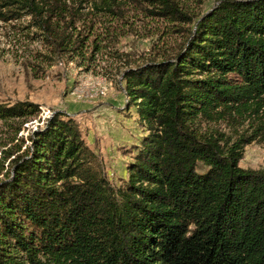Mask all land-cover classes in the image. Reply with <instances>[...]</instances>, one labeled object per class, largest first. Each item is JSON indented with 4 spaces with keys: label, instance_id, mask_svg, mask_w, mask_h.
Returning a JSON list of instances; mask_svg holds the SVG:
<instances>
[{
    "label": "trees",
    "instance_id": "1",
    "mask_svg": "<svg viewBox=\"0 0 264 264\" xmlns=\"http://www.w3.org/2000/svg\"><path fill=\"white\" fill-rule=\"evenodd\" d=\"M132 4L193 21L177 0H0V21L25 19L45 52L23 65L44 74L56 58L89 68ZM194 22L171 53L125 59L126 104L147 133L122 187L74 117L53 111L24 145L16 135L40 105L0 102L20 140L0 152V264H264V170L239 166L245 145L264 141V0H219ZM219 121L247 133L229 142L201 128Z\"/></svg>",
    "mask_w": 264,
    "mask_h": 264
},
{
    "label": "rangeland",
    "instance_id": "2",
    "mask_svg": "<svg viewBox=\"0 0 264 264\" xmlns=\"http://www.w3.org/2000/svg\"><path fill=\"white\" fill-rule=\"evenodd\" d=\"M218 2L219 0H177L178 7L193 21L174 23L157 15H150L137 4L129 5L124 10L123 18L111 22L110 26L116 30L113 42L101 40V51L95 55V62L89 68H86V60L80 64L77 59L67 62L64 58H56L51 65L45 66L44 74L39 72L36 75L33 74L34 69L30 70L29 66L26 68L23 62L33 61L35 52L45 50L38 41L27 37L29 30L23 28L25 19L9 23L0 21V102L28 99L40 105L39 114L24 123L16 137H23V144L26 145L29 132L42 125L43 120L50 117L53 111L60 110L75 116V111L79 109L78 101H88V106L95 105L97 109L93 113L94 117L89 113L84 117V123L80 121L83 137L93 146L92 149L98 155L113 188L122 187L128 177L127 164L135 154L134 146L139 145L141 138L147 133L138 121L135 109L128 108L126 104L127 97L121 81V73L126 66L125 59L133 65L157 50L171 53L183 42L188 29H194V21ZM143 5L151 8L147 2H143ZM83 11H92V7L86 5ZM97 21L100 24L109 22L104 20V16ZM104 26L100 31H103ZM109 92L121 99V107L95 104ZM100 117L104 119L101 124L98 122ZM201 128L208 132L217 130L229 142L240 134L247 133L246 124L232 127L223 121L203 123ZM12 136L10 129L0 123V152L9 145L20 142L16 139L12 141ZM2 155L0 153V179L4 177L9 162ZM239 166L264 170V141L246 144Z\"/></svg>",
    "mask_w": 264,
    "mask_h": 264
},
{
    "label": "crops",
    "instance_id": "3",
    "mask_svg": "<svg viewBox=\"0 0 264 264\" xmlns=\"http://www.w3.org/2000/svg\"><path fill=\"white\" fill-rule=\"evenodd\" d=\"M120 101H121V99L120 98H118L116 95H115V93H106V95L102 98V99H99V101H96L95 102V100L93 101V102H95V104L96 105H102L103 103H104V105L105 104H110V107H113V108H117V107H121V105H120ZM87 103H89L88 101H85V100H83V101H78V110L77 111H75V116H72V117H74L75 119H76V121L78 122V124H79V127H80V129H81V125H80V121L82 122V123H84L85 122V119H84V117L86 116V115H89V113L91 114V116L92 117H94L93 116V113H94V111L97 109L96 107H95V105H91V106H88V104ZM81 112V113H80ZM94 119V118H93ZM98 122H100V124L102 123V122H104V119H102V117H100L99 119H98ZM95 123H96V121H95ZM87 142V141H86ZM87 144H88V146L92 149L93 148V146H91L88 142H87ZM97 147H99V145L97 146ZM93 150V149H92Z\"/></svg>",
    "mask_w": 264,
    "mask_h": 264
}]
</instances>
